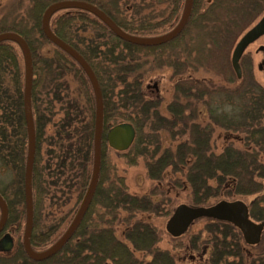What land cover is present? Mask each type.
Returning a JSON list of instances; mask_svg holds the SVG:
<instances>
[{"label":"trees","instance_id":"1","mask_svg":"<svg viewBox=\"0 0 264 264\" xmlns=\"http://www.w3.org/2000/svg\"><path fill=\"white\" fill-rule=\"evenodd\" d=\"M59 1L64 0H14L0 12V33L18 34L31 56L35 134L31 242L39 237L41 247L45 244L36 232L41 202L47 199L52 212L74 201L71 221L88 188L93 165L91 87L80 67L48 42L41 30L44 10ZM77 1L95 6L122 31L136 37H155L169 31L179 19L183 2ZM253 7H257L255 0H212L204 4L194 0L189 20L178 37L153 47L121 41L94 16L76 9L54 14L49 28L82 56L98 82L103 103L101 143L106 144L104 134L109 128L129 123L135 130V138L122 155L131 165L140 157L149 180L161 183L168 177L175 194L187 186L190 190L187 202L191 206H210L212 198L228 200L252 195L249 216L255 222H264V186L259 182L264 179V165L258 153L249 152L245 147L248 144H244L245 150H240L230 142L218 154L210 149L211 131L216 126L245 133V136L250 134L256 145L264 138V89L252 83L234 86L226 78L232 71L228 54L239 35L248 28ZM127 12H131L129 17ZM154 15V21L163 22L150 23ZM87 28L93 36L86 32ZM15 47L11 42L0 44V197L8 209L6 225L19 228L24 221L27 136L23 113L24 64L21 70ZM45 47L49 49L45 51ZM165 72L169 76L164 91L170 97L164 108L166 116L159 112V99H146L142 92L145 78ZM204 108L209 115L206 119ZM175 126L182 128L186 138L172 139L164 146L157 132L165 131L173 137ZM249 126H255L251 132ZM146 127H149V137L143 136ZM235 139L238 143L239 136ZM240 140L241 143L249 138ZM155 188L156 192L149 196L130 194L116 167L107 161L100 162L96 190L80 225L47 261L175 264L168 251L155 247L159 242L156 229L140 219L135 220L138 215L161 212L164 204L168 208L166 215L171 213L173 204L169 209V198L158 186ZM156 196L157 200L153 201ZM120 214L125 215L122 220H118ZM130 220L135 222L131 225ZM119 225L123 227L122 240L115 237ZM203 230L209 236L210 264H264V253L253 255L264 243V237L256 246L245 245L247 250L230 224L207 220ZM135 251L147 253L150 261H139ZM19 257L26 259L21 249L15 254V258Z\"/></svg>","mask_w":264,"mask_h":264},{"label":"water","instance_id":"2","mask_svg":"<svg viewBox=\"0 0 264 264\" xmlns=\"http://www.w3.org/2000/svg\"><path fill=\"white\" fill-rule=\"evenodd\" d=\"M208 2L210 0H207ZM192 0H185L181 17L177 25L169 32L157 37H136L127 34L116 26L110 18L95 6L77 0H64L55 2L44 10L41 17V30L44 37L52 45L67 54L82 70L91 87L94 98V132H93V165L90 181L85 195L72 221L63 232L61 237L48 249L35 253L31 250L29 239L32 230V168L35 152V134L31 111V86L32 64L30 51L24 40L16 33H0V44L11 42L15 44L23 59L24 64V90H23V113L27 136V153L23 178V202H24V231L22 245L25 255L34 262L47 260L54 256L71 239L81 223L94 196L98 183L100 170V145L102 136L103 103L98 82L87 62L72 47L56 37L49 28L51 18L57 12L76 9L87 12L98 19L115 37L126 43L140 46H161L173 41L184 29L190 16ZM264 35V16L250 30L246 31L238 40L231 53L230 65L237 79L241 77L239 60L245 49ZM154 92H158L157 84L152 85ZM135 138V130L129 123H120L112 126L104 134L107 146L115 152L124 153L132 145ZM7 219V207L0 197V232ZM208 219L232 225L241 234L242 240L247 246H256L264 232V222H255L249 216V208L243 201L221 200L210 206H191L180 204L174 208L165 224V231L171 238L183 236L189 227L197 220ZM7 245L0 247V251H8L10 243L4 238Z\"/></svg>","mask_w":264,"mask_h":264},{"label":"rangeland","instance_id":"3","mask_svg":"<svg viewBox=\"0 0 264 264\" xmlns=\"http://www.w3.org/2000/svg\"><path fill=\"white\" fill-rule=\"evenodd\" d=\"M14 0H0V12L1 9H3L8 2H13ZM182 10V8H181ZM58 12L57 14H59ZM131 12H127L126 16H130ZM155 15L152 17L151 22H163L161 20L154 21ZM88 20H93L91 16L86 17ZM134 22V21H133ZM137 22V20H135ZM247 29H245L238 37V39L246 32ZM89 31L91 34V31L89 28H87L86 32ZM92 35V34H91ZM93 36V35H92ZM237 39V40H238ZM234 46V45H233ZM233 46L228 54V62L230 65V58ZM259 46H264V37L259 39L256 43L250 45L244 52L243 60L240 61L241 66V77L237 80L235 77L233 71H230V75H227V79H231L232 82H234V86L239 85L242 83L243 85H247L248 83H252L255 85L260 86L264 89V63L263 67H259L258 64H260L263 61V56L260 53H257V49ZM49 47H45V51H47ZM15 51L18 54V57L20 59V69L23 70V63H22V55L18 49V47H15ZM169 76V72H165L162 74H157L153 76H149L144 79V82L142 84L143 87V94L145 95L146 99H154L157 98L160 101L159 105V112L166 116L164 108L166 104L170 101V97L165 93L164 86L166 85L167 78ZM154 82H158V92H154L152 89V85ZM203 116H205V119L208 118V112L204 108L203 109ZM204 119V121H205ZM255 126H249V132L254 128ZM148 128L146 127L143 131V136H147L150 132H148ZM172 133V132H171ZM237 134V135H236ZM173 137L168 132L165 131H158L157 137L159 138L161 144L164 146H167L169 144V141L174 140H184L186 138V133H182V128L180 126H175L173 128ZM236 136H239L238 143L236 141ZM243 137H248L249 140L245 142L240 143V139H243ZM231 143L233 147L240 150H245L244 148L251 152H257L258 153V159L259 161L264 165V138L261 140H258V145L254 144V142L250 139V134L245 136V133L235 132L233 130H226L223 127L216 126L211 131V138H210V149L214 151L216 154L220 153L223 148L226 147V144ZM244 144H248L244 147ZM263 153V154H261ZM133 158V157H131ZM111 163V166L114 165L117 169L118 174L123 175L124 177V183L128 189V192L133 195L137 196H149L152 192H156L155 186H158V190L162 191L164 196L166 198H169L170 205L169 209L172 205V211L174 208L180 204L188 205V199H189V188H186L182 191L179 190L175 194L171 191V185L169 184V178L165 177L161 183H157L155 181L149 180L147 177V169L144 165V162L140 157L137 159H134L135 164L131 165L128 163V159L123 157L122 153H117L114 150L110 149L107 144L104 145V143H101L100 147V162ZM167 178V179H166ZM259 182L262 183L264 186V179L260 180ZM157 190V192H158ZM160 191V192H161ZM175 196H177L175 198ZM157 196L154 197L152 200H157ZM254 199L252 195L250 196H243V197H234L233 199H228L226 201H234V200H240L243 201L246 205H249L250 202ZM224 200V199H221ZM219 198L210 199V205H213L214 203L221 201ZM74 201H70L66 204V206L63 209L53 211L52 212L48 208V200L45 199L43 202H41V205L38 207L37 210V225H36V232L41 235L43 238V243L45 244L44 247H48L50 244H52L53 241H56L61 233L67 228L68 224L70 223L69 218H71L72 209H73ZM158 205V204H157ZM168 208H166V205L164 204V209H161V212H155L151 211L142 215H138L135 217V220L140 219L141 222L147 223L154 227L156 229V232L159 234V242L156 244L155 247L166 250L169 252V254L173 257L175 264H210L208 261L209 252L211 253V247L209 245V236L208 234L203 230L204 225L207 223L206 219L197 220L194 222V224L188 229V231L181 237L173 239L171 238L165 231V224L170 217L171 213L166 215V211ZM40 212V216L38 218ZM124 214H120L118 220H122L124 217ZM65 218V219H64ZM62 219H64L62 221ZM117 220V224H118ZM132 223L135 222L134 220H130ZM116 224V225H117ZM115 225V226H116ZM24 226V221H22L20 227L17 229L16 236L22 235ZM122 226H117L115 230V235L117 238L123 239L121 236L120 231L122 230ZM234 228V227H233ZM234 234L239 236V239H241V243L245 246L243 243L242 237L240 233L234 228ZM262 237H264V232L262 234ZM227 240V239H226ZM229 241V239H228ZM16 242V241H15ZM125 243L130 247L129 243L125 241ZM258 247V246H257ZM245 249L246 246L244 247ZM248 250V249H247ZM253 252V251H252ZM264 253V243L260 245L256 251L253 252V255H257L256 253ZM134 255L136 258H138L139 261H142L144 263L150 261L151 256L147 253H139L137 251L134 252ZM252 255V253H251ZM229 259V258H228ZM227 259V260H228ZM231 260V259H230ZM44 264H57L54 263V261H47Z\"/></svg>","mask_w":264,"mask_h":264},{"label":"flooded vegetation","instance_id":"4","mask_svg":"<svg viewBox=\"0 0 264 264\" xmlns=\"http://www.w3.org/2000/svg\"><path fill=\"white\" fill-rule=\"evenodd\" d=\"M182 10H183V7H184V3H185V0H182ZM212 0H210L209 2L207 0H198L199 3L201 4H204L205 2L206 3H210ZM193 2L194 0H192V6H193ZM255 6H257L256 8L253 7V9L250 10V13H249V26L247 28L246 31L250 30L252 27H254L260 20L261 18L264 16V0H255ZM182 10L180 12V16H179V19L177 21V23L179 22L180 20V17H181V13H182ZM191 10H192V7H191ZM191 13V12H190ZM189 20V18H188ZM188 22V21H187ZM177 23L169 30L171 31L176 25ZM187 24V23H186ZM186 26V25H185ZM167 31V32H169ZM166 32V33H167ZM165 34V33H164ZM163 35V34H162ZM161 36V35H159ZM157 37V36H155ZM178 37V36H177ZM263 36L259 37L255 42H253L252 44L256 43L259 39L263 38ZM239 40V39H238ZM238 40H236V42L233 44V48L235 47L236 43L238 42ZM167 44V43H166ZM250 44V45H252ZM249 45V46H250ZM248 46V47H249ZM247 47V48H248ZM246 48V49H247ZM245 49V50H246ZM233 51V49H232ZM245 52V51H244ZM257 53H260L262 56H263V61L258 64L259 67H263V64L264 63V46H259L258 49H257ZM243 56H244V53L242 54V56L240 57V60H239V66H240V61L243 60ZM240 69H241V66H240ZM157 84L158 86V82H154ZM158 88V87H157ZM101 146V145H100ZM5 203V202H4ZM6 205V204H5ZM7 207V206H6ZM88 210V209H87ZM77 212V211H76ZM75 212V214H76ZM74 214V216H75ZM73 216V217H74ZM7 217H8V209H7ZM72 217V219H73ZM32 219H33V212H32ZM71 219V221H72ZM70 221V222H71ZM6 222H7V219H6ZM33 222V221H32ZM32 228H33V224H32ZM17 226L15 225H9L7 226L6 223L3 227V229L1 230L0 232V247H5L7 245V242H5L4 238H8L9 240V243H10V249L8 251H0V264H36V263H39V264H44L45 262H47V260H44V261H40V262H34L32 261L31 259H29L25 253H24V250H23V245H22V239H23V231H24V226H23V231H22V235H21V238L20 236H16L17 234ZM65 231V230H64ZM63 231V232H64ZM63 234V233H62ZM61 234V235H62ZM61 235L59 236V238L61 237ZM38 237V236H37ZM115 237L117 238V236L115 235ZM58 238V239H59ZM40 239L41 238H37L35 239V241L32 243L31 240H32V230H31V235H30V239H29V244H30V248L33 252L35 253H40V252H43L45 251L46 249H48L50 246H52L55 242H52V244H50L48 247H44V246H39L40 244ZM118 240H121L120 238H117ZM174 239V238H173ZM16 241V242H15ZM36 244V245H35ZM38 244V245H37ZM19 249H21V252L22 254L26 257L25 260L21 259L20 260V257L19 258H15V254L18 253ZM50 259V258H49ZM107 264H110V263H107Z\"/></svg>","mask_w":264,"mask_h":264}]
</instances>
